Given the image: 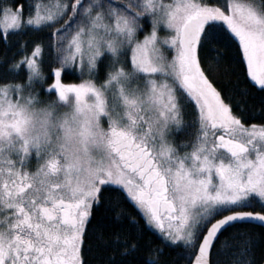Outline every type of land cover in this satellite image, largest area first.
<instances>
[{
  "label": "snow or ice",
  "instance_id": "obj_1",
  "mask_svg": "<svg viewBox=\"0 0 264 264\" xmlns=\"http://www.w3.org/2000/svg\"><path fill=\"white\" fill-rule=\"evenodd\" d=\"M25 31L27 80L0 82V264H221L224 233L264 227V0H0V40Z\"/></svg>",
  "mask_w": 264,
  "mask_h": 264
},
{
  "label": "trees",
  "instance_id": "obj_2",
  "mask_svg": "<svg viewBox=\"0 0 264 264\" xmlns=\"http://www.w3.org/2000/svg\"><path fill=\"white\" fill-rule=\"evenodd\" d=\"M212 2V0H211ZM41 33H33L25 31L9 38L10 42L6 45L0 40V82H25L27 80V70L24 66L19 69H9L8 65L11 59L15 57L19 59L22 54L19 49V44L24 41L26 46L30 49L32 42L40 36ZM208 63L213 67H217L216 60L213 53H208ZM47 72V65L44 66ZM215 78L224 81L227 77L226 87L233 88L237 92L241 87L247 86L245 83H234L236 81H246V76L241 73L239 67L224 62L219 66ZM68 76L78 77L74 72H67ZM68 82H75L73 79L67 80ZM51 82V81H47ZM250 83V82H249ZM39 87V86H38ZM46 91V85L43 91ZM245 111L248 116V123H264V103H262L261 95L258 91H253L248 88V94L245 101ZM185 118H191V108L185 111ZM180 139V137H178ZM221 239L226 240L225 246L216 257L221 264H241L242 261L248 260L249 264H264V227L255 224L242 225L239 229H230L224 233ZM250 242V247L245 242ZM246 248L245 252L240 249ZM170 259H176L177 254L166 250Z\"/></svg>",
  "mask_w": 264,
  "mask_h": 264
},
{
  "label": "rangeland",
  "instance_id": "obj_3",
  "mask_svg": "<svg viewBox=\"0 0 264 264\" xmlns=\"http://www.w3.org/2000/svg\"><path fill=\"white\" fill-rule=\"evenodd\" d=\"M212 2H217V0H212ZM163 34V33H162ZM25 69H26V67H25ZM66 72H73L71 69H68V70H66ZM75 73V72H74ZM77 74V76H79V73H76ZM65 82H68V81H65ZM45 91V90H44ZM47 91V90H46ZM181 138V137H180ZM177 139H179L178 137H177ZM34 170V169H33Z\"/></svg>",
  "mask_w": 264,
  "mask_h": 264
},
{
  "label": "water",
  "instance_id": "obj_4",
  "mask_svg": "<svg viewBox=\"0 0 264 264\" xmlns=\"http://www.w3.org/2000/svg\"><path fill=\"white\" fill-rule=\"evenodd\" d=\"M255 225H259L258 223H254Z\"/></svg>",
  "mask_w": 264,
  "mask_h": 264
}]
</instances>
